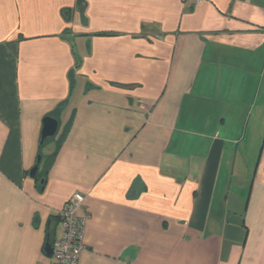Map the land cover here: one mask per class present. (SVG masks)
Instances as JSON below:
<instances>
[{"label": "crops", "instance_id": "1", "mask_svg": "<svg viewBox=\"0 0 264 264\" xmlns=\"http://www.w3.org/2000/svg\"><path fill=\"white\" fill-rule=\"evenodd\" d=\"M75 193L79 264H264V0H0V264Z\"/></svg>", "mask_w": 264, "mask_h": 264}, {"label": "built area", "instance_id": "2", "mask_svg": "<svg viewBox=\"0 0 264 264\" xmlns=\"http://www.w3.org/2000/svg\"><path fill=\"white\" fill-rule=\"evenodd\" d=\"M184 3L199 5L203 0H181ZM84 201V196L75 193L59 213L61 236L53 242L54 264H79L85 250L84 229L88 215L79 216L77 211Z\"/></svg>", "mask_w": 264, "mask_h": 264}, {"label": "water", "instance_id": "3", "mask_svg": "<svg viewBox=\"0 0 264 264\" xmlns=\"http://www.w3.org/2000/svg\"><path fill=\"white\" fill-rule=\"evenodd\" d=\"M58 130H59V121L57 119L53 117L45 118L41 133L40 147H43L48 140L53 139L57 135ZM41 162H42V155H38L35 166L29 172L32 178L38 175ZM53 250H54L53 243L51 239H48L47 244L45 246L46 255L52 257Z\"/></svg>", "mask_w": 264, "mask_h": 264}, {"label": "trees", "instance_id": "4", "mask_svg": "<svg viewBox=\"0 0 264 264\" xmlns=\"http://www.w3.org/2000/svg\"><path fill=\"white\" fill-rule=\"evenodd\" d=\"M62 106H63V105H61V107H59V108H58V109H57L52 115H53V116L58 115L59 112L62 110ZM51 140H52V139L48 140L44 146H46V145L48 144V142L51 141ZM44 146L41 147V148H44ZM40 155H42V154H40ZM48 160H49V161H48V165H50L54 159L51 157V158H49ZM42 162H43V155H42ZM42 162H41V164H42ZM40 166H41V165H40ZM38 176H39V174H38L35 178H38Z\"/></svg>", "mask_w": 264, "mask_h": 264}]
</instances>
